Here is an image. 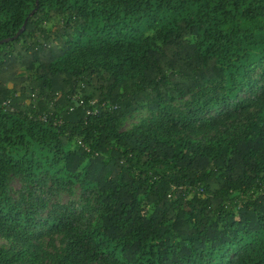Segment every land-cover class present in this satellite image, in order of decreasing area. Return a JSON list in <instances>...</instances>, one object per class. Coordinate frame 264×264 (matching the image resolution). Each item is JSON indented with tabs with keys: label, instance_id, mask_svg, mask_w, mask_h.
Instances as JSON below:
<instances>
[{
	"label": "trees",
	"instance_id": "trees-1",
	"mask_svg": "<svg viewBox=\"0 0 264 264\" xmlns=\"http://www.w3.org/2000/svg\"><path fill=\"white\" fill-rule=\"evenodd\" d=\"M32 9L0 44V264L54 235L60 264H264V0H0V40Z\"/></svg>",
	"mask_w": 264,
	"mask_h": 264
},
{
	"label": "rangeland",
	"instance_id": "rangeland-1",
	"mask_svg": "<svg viewBox=\"0 0 264 264\" xmlns=\"http://www.w3.org/2000/svg\"><path fill=\"white\" fill-rule=\"evenodd\" d=\"M21 74H25L26 71L21 70ZM28 86V83H25ZM147 111L140 109L132 114H127L119 125L120 131H129L134 125L138 124L141 120L147 119ZM212 131L209 130L208 133ZM9 194L13 199H19V194L22 191V181L17 176H11L8 182ZM47 207L52 204H65L70 201H77L80 199V192L77 187H72L68 191H57L53 194L46 196ZM41 214H44L41 213ZM0 246L12 248L14 242L4 239L0 235ZM63 242L59 235L52 237L44 236L38 241V249L35 252L40 258L42 264H60L59 255L62 253Z\"/></svg>",
	"mask_w": 264,
	"mask_h": 264
},
{
	"label": "water",
	"instance_id": "water-1",
	"mask_svg": "<svg viewBox=\"0 0 264 264\" xmlns=\"http://www.w3.org/2000/svg\"><path fill=\"white\" fill-rule=\"evenodd\" d=\"M33 10L34 9H32L28 13L27 17H25L23 23L21 24V26L19 27V29L16 31V33L13 36H11V37H8V38H5V39H1L0 40V44L3 43V42L11 41V40H13V39H15V38L18 37V35L24 30V26H25L26 20H27L28 16L32 14Z\"/></svg>",
	"mask_w": 264,
	"mask_h": 264
}]
</instances>
